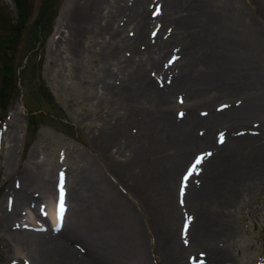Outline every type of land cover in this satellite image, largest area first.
Here are the masks:
<instances>
[{"label": "bare ground", "instance_id": "obj_1", "mask_svg": "<svg viewBox=\"0 0 264 264\" xmlns=\"http://www.w3.org/2000/svg\"><path fill=\"white\" fill-rule=\"evenodd\" d=\"M138 1L144 0H125L123 8L117 14L120 25L132 23L136 26L135 31L141 26L147 27L152 18L150 14L152 7L147 11L146 7L137 6ZM162 1H164L163 6L169 9L172 6L176 7L182 1L190 7L189 11H186V16H178V23L191 21L189 16H193L197 24L200 22L198 24L200 34H196L197 27H195L192 44L197 45L196 53L213 66L211 76L201 82L203 88L209 91L218 90L219 94L230 93L232 91H226L233 88V91L242 98L223 102L224 104L216 107H212L213 102H211L205 112L206 115L203 112V116H198L193 111H187L184 117L181 116L182 118L179 117L180 115L174 117L172 113L175 111L166 110V104L161 101L163 114L159 117V121L164 128L171 131L170 137L175 150H172L174 151L172 155L168 153V156L166 155L167 157H163L162 160L157 158L159 155L155 160L152 153L157 149L158 143L153 141L151 143L148 139L150 132L148 137L146 136L147 128L151 127V124H146L145 119H141L135 113V111L143 113L144 107L135 105L139 100L137 98L141 97L140 93L147 89L154 88L160 98L164 99L169 87L158 85L153 77L149 78V74L144 72L140 73L142 79L139 73L137 74L139 77L134 74L143 83L139 82L140 85H137L135 82V86L137 85L135 91L125 80L117 84L113 83L112 90L115 96L124 99L123 113L117 119L107 121L102 132L99 133L94 155L97 164L103 169L99 173L107 181L110 180L112 185L107 187L117 194V200L108 195L107 187L104 189L100 186L98 177L99 182L89 187L92 191L86 200L74 196L73 205L65 211L62 225L59 228L48 227L46 224L52 217L53 210L49 199L52 194L51 178L41 177L36 172L38 170L31 168L30 165L29 168L24 167L14 180L8 183L0 201V232L5 234L8 243L13 244V248L19 254H16V257L21 260L20 264H148L146 258L148 249L151 253H158L159 257L168 264H182L185 260L199 257V254H203L204 251L203 256L207 257V264H218L227 256L226 247L222 245L228 234V226L223 218L225 207L235 200L241 184L246 180H254L258 185L264 184V118L262 116L264 114V58L241 31L243 25L249 36L254 37L257 42L264 43V30L256 21H247L245 19L247 16L245 17L242 10L230 0H221L222 3L218 5L213 2L214 0ZM101 2L102 0H89L88 9L85 10L87 12L73 25L76 33L82 34L88 26L86 24L96 21L94 19L96 8ZM259 4L264 7V0ZM67 5L68 0H63L58 11L59 15L65 12L64 7ZM221 10L235 13L236 23L223 18L220 15ZM259 18L264 26L263 14ZM59 21L56 31L61 30L62 23L61 20ZM113 24L104 23L103 26L107 30L112 28L115 35L120 34V26L113 27ZM137 31L140 32L139 29ZM197 36H201L199 41ZM137 39L138 37H135L134 44L129 45V50L135 52L141 46L146 48L149 45L148 36L142 38L143 40L140 37V42H136ZM187 47L182 44L179 51L189 58L191 52L185 49ZM148 49L151 48L148 47ZM110 52L116 54V49ZM131 55L133 53L128 55V60H132ZM191 64L189 61V67ZM196 76L192 74L186 81L193 84L202 75ZM175 82L180 83L179 88L176 83L173 86L179 92L181 83L185 85V82L179 78ZM197 98L200 99V97ZM142 100L144 99L140 101ZM138 114L140 115L139 112ZM163 132L161 131V134ZM9 134L12 140L16 138L15 133ZM221 135H223V142H220ZM163 141L165 142L161 138L160 143H164ZM196 144L199 147L202 145L198 151L199 157L197 158L196 155L192 158L188 157L191 146L197 147ZM30 157L32 154L27 159L30 160ZM116 157L118 158L114 162ZM198 159L199 163H197ZM111 160L114 163L110 164ZM181 164L183 177L179 179V184H176L178 186L174 190V174ZM4 165L5 168L13 167V158L10 154L6 155ZM93 179L95 180V177ZM68 194L72 198L73 191L70 190ZM184 206L191 209L189 217H185L187 220L184 218V212L180 211L184 210ZM177 227H179L178 230H176ZM151 235L154 237L153 240L150 238Z\"/></svg>", "mask_w": 264, "mask_h": 264}, {"label": "rangeland", "instance_id": "obj_2", "mask_svg": "<svg viewBox=\"0 0 264 264\" xmlns=\"http://www.w3.org/2000/svg\"><path fill=\"white\" fill-rule=\"evenodd\" d=\"M39 1L40 0H31L30 16H34L36 14ZM62 1L63 0H58L57 2L51 26L44 35L41 45H39L38 41L35 42L34 48L35 50L36 48L38 50L37 58H35V60H40V66L37 70L40 73V80L37 78V72L31 70V67H33L31 65V61L30 64H26L27 59H29V57L32 58L35 54V51H33L32 48L29 49L31 39L30 33H28V28L24 29L26 32L22 31V39L18 43V49L13 54L14 64L17 65L15 73L18 92L11 97L7 105L4 107V114H1L2 110H0V201L3 198V194L8 183L12 182L15 176L21 172L24 167L29 168L30 165L31 168L38 170L36 172L38 175L40 174L41 177L51 178L52 194L51 197H49L53 207L51 216L55 218V213L58 212L59 215H61V220L63 222V216L66 209L73 205L74 196L86 200L91 193L90 191H92L89 187L94 186L95 183L99 182L98 177L101 182L100 186L104 189H106L108 185H112L110 180L107 181L106 178L99 173L103 171V169H101L97 164L96 156L94 154H96V141L99 133L102 132V129L107 124V121L109 119H117V117L123 113L124 99L119 96H115V92L112 90L113 83L117 84L119 81L125 80L129 83L130 88L135 91L137 85H140L139 82H141L140 80L142 79L140 73L144 72L147 75L149 74V78L150 76L153 77L158 85L161 84L169 87L164 99L160 98L154 88H149L143 93L139 92L141 97H139L140 95L138 96L139 98H137V100H139L135 105L144 107L143 113L140 111H135V113H137L136 115L141 119H145L146 124H151L152 128L148 127V131L145 129V131H147L146 136L148 137L150 132L148 139L151 143L152 141L154 143H158L156 144L157 149L154 151L155 154H151L155 160H157V158L162 160L163 157L165 158L168 156V153H171L169 155H172L174 152L172 150H175V145L170 137L171 131L164 128L159 121V117L163 114L162 104H160L161 101L166 104V110L170 112L175 111L172 113L174 117L180 115L179 117L182 118L181 116L184 117L187 111H193L195 114L197 113L196 115L203 116V114L208 110V105L211 102H213L212 107H216L217 105L224 104L230 100H240L242 97L233 91V88H230L227 91L226 88L224 91L232 92L225 94H219L218 90L209 91L203 88L201 82H203L205 78L211 76L213 66L196 53L197 45L192 44L194 41L193 35L195 27H197L196 34H200L198 31V24H200V22L197 24V21H194L193 16H189L191 19L189 22H177V18L186 16V11H189L190 9L184 1L176 7L172 6L170 9L165 5L163 6L164 1L162 0L138 1L139 3H137V6L146 7L148 9L147 11H149L152 7L150 10L152 17L150 24H147V27H145L146 25L141 26L138 28L140 30V32H138V29L135 31L136 26L132 23H128L126 25L119 24V15L117 16V14L123 8L122 6H124L125 0H102L100 5L96 8V17L94 18L96 21L94 20L93 22L86 24V26H88L82 34L76 33L73 30V25H75L84 16V13L87 12L85 10L86 8L88 9L89 0H68L67 7H64L65 12L63 11L62 15H59L58 11ZM230 1L238 9L242 10L245 17L247 16L246 18L244 17L247 21H256L258 26L264 30V26L259 18L262 14L264 18V7L259 4V2L263 3V0ZM213 2L217 5L222 3L221 0H214ZM0 6L12 15L17 13L13 0H0ZM182 13L183 15H181ZM202 15L203 17H206L204 14ZM220 15L223 18L227 20L230 19L236 23L235 20L237 17L235 13L221 10ZM59 20H61L62 23V25H60L61 30L56 31L57 23L60 24ZM104 23H111L113 24V27L116 25L120 26V34L115 35L112 32V28L107 30V28L103 26ZM102 26L103 28H101ZM242 28V35L245 33L244 37L253 43L260 56L264 58V43L257 42L254 37L249 36L245 26L242 25ZM175 30L179 31L174 32ZM181 33L184 36L181 35ZM74 34H76L75 37ZM147 36L149 45L146 46V48L141 46L140 49L135 52L131 49L129 50L128 47L130 44L131 46L134 44L135 37H138L136 42H140L142 38H146ZM199 37L201 36H197L198 41L200 40ZM158 39L159 41H157ZM171 43L173 44L171 45ZM182 44L185 45V47L188 46L185 49H189L191 52L189 58L185 56L183 52L181 53V51H179ZM148 47L151 49H148ZM112 49H116V54L110 52ZM121 51L123 55L121 54ZM129 51H131V53ZM132 53V60H128V55ZM21 56L22 62L19 64V57ZM157 58L161 59L158 61ZM156 59L157 62H155ZM218 59L221 60L219 56ZM189 61L192 63L190 67ZM216 62H218V60ZM158 65L159 68H157ZM185 67L187 68L185 69ZM171 72L173 74H171ZM190 73H192L193 76L198 75L196 77H199L200 75L202 76L199 77L198 80L194 81L193 84H190L189 81H186L188 76H192ZM134 74L136 76L139 75L141 79L136 78ZM203 74H205V76H203ZM32 76L34 77V84L30 82ZM178 78L185 82V85L181 83V90L179 89L181 94L178 92V89L173 87L176 83L179 88L180 83L175 82ZM137 79L139 80L137 81ZM134 83L137 85L135 86ZM36 84L41 90L39 93L34 90ZM46 90L50 92V96L52 98L48 96ZM215 93L219 95H216ZM195 96L196 98L200 97V99L197 98V100ZM141 99L144 100L140 101ZM181 99H184L186 103ZM184 106H186V108ZM44 108L46 111L40 112L39 109ZM31 109H34L35 111L34 117L36 119V123L35 128L31 133H29V139L26 116L27 112ZM182 112L184 114H182ZM262 116L264 118V114ZM160 126L161 128H159ZM156 131L159 132L157 133ZM161 131H164L163 134H161ZM11 132L16 134V138L14 140L10 138L11 134L9 133ZM152 136H155L153 138H156L157 140L153 139ZM161 138L165 140L162 144L160 143ZM167 143L170 148L167 146ZM170 144L174 146H171ZM196 145V148L194 145L191 146L188 152V157L190 156V158H192V156L195 155L197 158L199 157L198 151L202 145L200 147L198 144ZM166 146L167 149H165ZM162 151H164L163 153L165 155H163ZM7 154H10L13 158V167L11 168H5L4 165V160ZM30 154H32V157H30L29 160L27 158ZM117 158L118 157L114 159V162ZM114 162L111 160L110 164ZM182 164L178 167V169H176L174 174V190L178 186L176 184H179V179L183 177ZM62 177L63 182L61 181ZM93 177H95V180ZM108 187L106 189L108 195H111L114 200H117V194ZM241 188L238 191L235 200L231 204L227 205L223 212L224 221L228 226V234L222 245L226 247L227 256L222 258L218 264H264V184L258 185L254 180L249 179L241 184ZM70 190L73 191L72 198L68 194ZM61 192H63L62 212L60 210ZM180 211L181 213L182 211L184 212V218H188V214H191V209L186 206H184V210ZM99 214L100 213H98V215ZM52 217L49 218V221L46 224L48 227L55 225V220ZM178 229L179 227L176 228V230ZM6 238L5 234L0 232V264H20L21 260L16 257L18 252L13 248V244L11 245L10 242H7ZM150 238L153 240V235H151ZM152 242L154 244V241ZM204 253L205 251L203 254H199V257L185 260L182 264H207L208 259L203 256ZM146 258L148 264H168L163 260V258L159 257L158 253H151V251L149 252V249Z\"/></svg>", "mask_w": 264, "mask_h": 264}, {"label": "trees", "instance_id": "obj_3", "mask_svg": "<svg viewBox=\"0 0 264 264\" xmlns=\"http://www.w3.org/2000/svg\"><path fill=\"white\" fill-rule=\"evenodd\" d=\"M13 1L17 10V13L15 15L8 13L6 10H4L2 6H0V110H2L1 114H4V107L7 105L11 97L18 92L15 73V68L17 67V65L14 64L13 54L18 49V43L22 39V31H24L25 28H28V33H30L31 39L29 49L32 48L33 51H35L33 57H29V59H27L26 64H30L31 61V65L33 66L31 67V70L37 72V78L39 79L40 73L37 70L40 66V60H35V58H37L38 53L37 48L36 50L34 48L35 42L38 41L39 45H41L44 35L51 26L53 14L58 2V0H40L36 14L34 16H30L32 3L31 0ZM22 56L19 57V64L22 62ZM31 80L30 82L34 84L33 76L31 77ZM37 84L34 90L39 93L41 90ZM46 92L48 96L51 95L49 91L46 90ZM39 110L40 112L46 111L45 108ZM34 113V109H31L29 112H27L26 118L28 134L31 133L32 130L35 128L36 119L34 117Z\"/></svg>", "mask_w": 264, "mask_h": 264}, {"label": "snow or ice", "instance_id": "obj_4", "mask_svg": "<svg viewBox=\"0 0 264 264\" xmlns=\"http://www.w3.org/2000/svg\"><path fill=\"white\" fill-rule=\"evenodd\" d=\"M157 11H159V10H157ZM224 107H226V106H224ZM182 115V114H181ZM220 142H223V135H221V137H220ZM200 162V160L198 159L197 160V163H199ZM189 174H191V173H189ZM61 181L63 182V177L61 178ZM62 201H63V192H61V205H60V210H61V212H62V210H63V203H62ZM190 219V218H189Z\"/></svg>", "mask_w": 264, "mask_h": 264}]
</instances>
